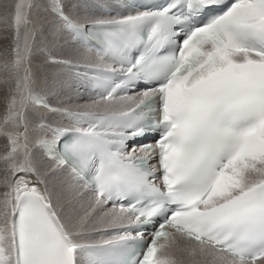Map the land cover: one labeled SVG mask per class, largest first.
<instances>
[{
  "label": "snow or ice",
  "instance_id": "obj_1",
  "mask_svg": "<svg viewBox=\"0 0 264 264\" xmlns=\"http://www.w3.org/2000/svg\"><path fill=\"white\" fill-rule=\"evenodd\" d=\"M106 7L0 0V264H264V0Z\"/></svg>",
  "mask_w": 264,
  "mask_h": 264
},
{
  "label": "bare ground",
  "instance_id": "obj_2",
  "mask_svg": "<svg viewBox=\"0 0 264 264\" xmlns=\"http://www.w3.org/2000/svg\"><path fill=\"white\" fill-rule=\"evenodd\" d=\"M93 1L94 0H81V3L89 5L90 6L89 11L93 12V13L101 11V8L103 5L107 6L108 4H114L115 3V0H95V4H93ZM58 55L66 56L67 52L65 51L62 54L58 53ZM2 75L3 74L0 73V77H2ZM66 87H67L66 89L61 91L63 93V95H66L67 97H71V98L73 97V99H77L78 97H84L83 94H81L79 91L76 90L78 88H77V86H75V84L66 85ZM6 91H7V85L0 83V112H2L3 107H4V100H5ZM78 100H80V98H78ZM81 103H84V102H81ZM54 105H57V104L55 103ZM3 143H4L3 139H0V145L3 146Z\"/></svg>",
  "mask_w": 264,
  "mask_h": 264
},
{
  "label": "rangeland",
  "instance_id": "obj_3",
  "mask_svg": "<svg viewBox=\"0 0 264 264\" xmlns=\"http://www.w3.org/2000/svg\"><path fill=\"white\" fill-rule=\"evenodd\" d=\"M93 4H95V0L93 1ZM10 35V33H9ZM4 36V31H3V25H0V59H3L4 55L6 54V49L8 47V40H5L3 38ZM62 54V53H61ZM76 86V85H75ZM66 85L59 89V95L55 96L52 98L51 102L52 103H56V104H60L62 102H68V103H81V102H85L83 98H81L80 100L77 99H73V97H67L66 95H63V93L61 92L62 90L66 89ZM76 89V88H75ZM77 91H79L81 94H83L84 96H86V92L80 90V89H76ZM61 92V93H60ZM0 148H2V145H0Z\"/></svg>",
  "mask_w": 264,
  "mask_h": 264
}]
</instances>
